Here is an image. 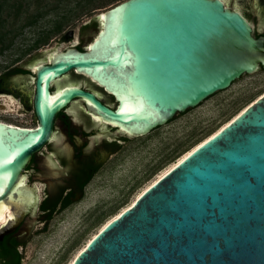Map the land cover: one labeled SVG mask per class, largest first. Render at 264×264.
<instances>
[{
  "label": "water",
  "instance_id": "1",
  "mask_svg": "<svg viewBox=\"0 0 264 264\" xmlns=\"http://www.w3.org/2000/svg\"><path fill=\"white\" fill-rule=\"evenodd\" d=\"M91 21L97 32L85 47L52 49L24 67L37 124L0 121V241L37 208L26 168L71 100L98 120L97 136L138 137L264 68V37L223 0H122ZM72 70L115 105L74 83L52 92ZM70 264H264V92L109 219Z\"/></svg>",
  "mask_w": 264,
  "mask_h": 264
},
{
  "label": "rangeland",
  "instance_id": "2",
  "mask_svg": "<svg viewBox=\"0 0 264 264\" xmlns=\"http://www.w3.org/2000/svg\"><path fill=\"white\" fill-rule=\"evenodd\" d=\"M119 1L122 0H0V86L13 88L18 94L23 92L22 96L31 101V80L21 82L18 72L12 69L27 66L52 49L85 47L97 26L84 30L82 26ZM67 77L82 79L73 72ZM98 90L105 100L115 104L108 93ZM263 92L264 70L245 74L227 89L177 114L150 133L120 140L118 152L94 177L83 198L73 200L48 221L38 206L25 218L18 232L22 241L18 246L21 264H70L109 219L131 204L193 144L227 123ZM0 121L33 126L36 118L19 97L0 91Z\"/></svg>",
  "mask_w": 264,
  "mask_h": 264
},
{
  "label": "flooded vegetation",
  "instance_id": "3",
  "mask_svg": "<svg viewBox=\"0 0 264 264\" xmlns=\"http://www.w3.org/2000/svg\"><path fill=\"white\" fill-rule=\"evenodd\" d=\"M224 2L230 8L239 10L247 18L252 24V32L257 37H264V0ZM79 48L82 49L83 47L80 46ZM16 67L21 68L16 71L18 72L16 73L17 79L21 82L27 78L29 79L26 75L27 71L24 69L25 66ZM261 70H264V68L259 67L257 69V71ZM72 72L81 76L82 79L70 80L67 76ZM1 78L2 75L0 76ZM68 83L78 84L87 91H94L98 99L110 107L115 105L110 104L99 95L100 91L98 89L104 93H108L103 87L99 86L89 77L78 74L73 70L51 83L50 89L53 92L59 86ZM0 91L16 95L20 98L23 106L33 111L31 97V101L25 99L22 96L23 92L18 94L13 88L2 86H0ZM110 96L114 100V97ZM98 123V120L87 111L81 99H73L57 113L54 119L51 140L33 153L26 168L27 181L37 185L38 188L40 186L38 190L40 199L38 209L42 216H46L45 221L51 219L55 213L65 210L73 203V200L77 198L79 200L84 197L86 189L94 177L105 163L118 152L120 140L127 138L123 134L114 133V129L107 133H100V136H97L98 132H100ZM36 124L37 118L33 126ZM22 225L23 223L15 230V238L19 243L18 246L22 244L18 233ZM19 264H21V258Z\"/></svg>",
  "mask_w": 264,
  "mask_h": 264
},
{
  "label": "trees",
  "instance_id": "4",
  "mask_svg": "<svg viewBox=\"0 0 264 264\" xmlns=\"http://www.w3.org/2000/svg\"><path fill=\"white\" fill-rule=\"evenodd\" d=\"M1 10H2V4L0 3V12H1ZM1 24L2 23H0V25ZM95 26H97L96 22L92 21L88 24L83 25L82 30H84L87 27H95ZM78 47H80V46H78ZM20 69L21 68H19V67H14L12 69V71H18ZM218 127L216 129L212 130L211 132H209L204 138H202L201 140H199L198 142L193 144L190 147V149H192L194 146H196L201 141H203L208 136H210L215 130L218 129ZM189 150H187V151H189ZM49 217H51V216H49ZM18 244L19 243L16 241V238H15V231L4 236V238L0 241V264H19L20 263L21 254L17 250Z\"/></svg>",
  "mask_w": 264,
  "mask_h": 264
},
{
  "label": "bare ground",
  "instance_id": "5",
  "mask_svg": "<svg viewBox=\"0 0 264 264\" xmlns=\"http://www.w3.org/2000/svg\"><path fill=\"white\" fill-rule=\"evenodd\" d=\"M223 1H226V0H223ZM99 95H101V94L99 93ZM99 97H100V96H99ZM3 106H5V107L7 108V105H6V104H3ZM201 142H202V141H201ZM201 142H200V143H201ZM197 145H198V144H197ZM194 147H195V146H194ZM194 147H193V148H194ZM190 150H191V149H190ZM190 150H189V151H190ZM189 151H187L184 155H182V156H181V157H180L175 163H177L178 161H180V160H181V159H182L187 153H189ZM175 163H174V164H175ZM174 164H173V165H174ZM173 165H172V166H173ZM172 166H171V167H172ZM171 167H170V168H171ZM166 171H167V170H166ZM166 171H165V172H166ZM165 172H164V173H165ZM160 176H161V175H160ZM160 176H159V177H160ZM157 178H158V177H157ZM157 178H156V179H157ZM156 179H155V180H156ZM38 190H39V188H38ZM117 214H118V213H117ZM117 214H116V215H117ZM116 215H115V216H116ZM9 217H10V214L7 213V212H5V216H4V218L2 219V223H5ZM113 217H114V216H113ZM71 261H72V260H71ZM70 263H71V262H70Z\"/></svg>",
  "mask_w": 264,
  "mask_h": 264
}]
</instances>
